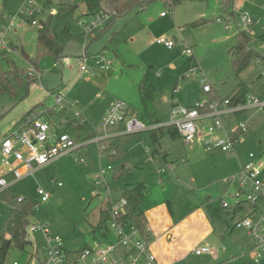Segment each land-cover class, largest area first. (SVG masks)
<instances>
[{
	"label": "rangeland",
	"instance_id": "1",
	"mask_svg": "<svg viewBox=\"0 0 264 264\" xmlns=\"http://www.w3.org/2000/svg\"><path fill=\"white\" fill-rule=\"evenodd\" d=\"M47 1L0 0V35L8 24L7 19L13 17V27L5 38L17 50L12 53L3 49L1 54L27 72L33 66L25 56L31 59L35 56L38 29L31 21L44 20L46 13L42 11L47 6L82 0H49L50 4L45 6ZM166 1L170 0H150L144 7L136 6L126 14L113 19L109 17L107 21L112 20L110 26L96 39L94 35H84L77 25L79 18L92 15H81V8L76 9L73 18L82 34L64 40V56L54 59L46 55L41 59L39 69L35 70L38 76L29 85L28 94L22 101L7 94L0 95V136L13 128H10L11 120L19 117L21 108H24L23 113L38 103L50 107L53 104L51 93L55 90L72 97L78 95L81 88H87L89 82L80 72L78 58L86 51L87 67L94 70L93 57L98 54L94 53L103 46L102 51L112 61L108 94L126 100L132 115L139 113L141 108L138 85L142 80L155 87L157 95L152 106L162 122L170 121L172 104L189 106L198 100L209 99L202 91L201 80L216 89L221 98L231 94L240 81L248 87L249 93L260 95L264 92V75L261 76L264 72V0H176L174 5ZM38 8L41 11L36 13ZM161 11L167 14L166 17H160ZM243 14L252 21L246 28L239 24ZM198 19L199 24L190 25ZM238 30L248 33L247 47L257 50L262 57L251 61L236 78L228 49L235 44ZM160 37H174L178 42L168 50L156 42ZM185 45L191 49L192 61L185 52ZM84 92L94 101L101 96L94 89ZM33 99L37 102L29 106ZM259 110L254 123L250 122L243 133V141L235 146L233 156L225 155L228 152L206 150L203 138L186 144L180 136L171 137L165 131L155 142L148 132L130 133L112 139L117 146V149H109L117 152L112 157L102 152L99 159L95 146L90 145L87 148L90 155L85 160L76 161L78 152L69 153L54 160L47 169L15 183L10 192L32 199L30 224H46L49 235L63 239L67 250L94 245L96 238L101 236V228L96 227L100 211L108 207L110 201L119 199L122 191L138 183L146 187L140 208L147 214V225L154 220L155 228L163 236L169 234L170 241H196L190 247L202 242L210 249L220 251L224 248L241 250L244 244H252L245 232L234 228L233 224L247 214L249 206L245 205L242 213L233 215L231 194L237 188V182L228 184L227 179L234 177L248 162V153H252L257 165L263 166L264 173V106ZM26 112L20 115L17 123L26 117ZM43 118L51 125L55 122L54 127L59 131L68 127L67 121L59 115H44ZM242 118L235 114L220 116L227 132L238 121H244ZM95 121V131L100 134L104 129L114 131L116 126H121L103 129L100 121ZM209 122L207 120L205 124ZM109 142L110 139L104 144L109 145ZM107 166L112 170L123 166L128 172L117 179L112 170L101 176L100 170ZM161 168L165 169L163 173L158 172ZM38 188L49 195L47 201H40ZM222 199L229 204L228 208L222 207ZM9 207L0 203V222ZM171 227L172 232L169 231ZM27 233L30 242L23 249L10 248L4 264H41L46 259L43 233ZM204 256L203 253L193 260ZM124 259V263L130 264V258ZM261 263L264 264V257Z\"/></svg>",
	"mask_w": 264,
	"mask_h": 264
},
{
	"label": "built area",
	"instance_id": "2",
	"mask_svg": "<svg viewBox=\"0 0 264 264\" xmlns=\"http://www.w3.org/2000/svg\"><path fill=\"white\" fill-rule=\"evenodd\" d=\"M41 10H35L39 13ZM46 15H55V8L44 9ZM166 14V13H165ZM161 12V16L165 15ZM89 18H79L77 25L82 28L84 35H94L102 29L107 19V14L97 13ZM14 18L8 19V24L2 30L0 35V53L3 49L16 53V48L8 43L5 38L7 31L13 27ZM251 19L243 14L239 17V24L246 28ZM32 25L40 26L38 21L32 20ZM158 44H162L167 49H172L177 43L172 38L160 37L156 39ZM185 52L193 58L191 49L185 45ZM80 63V72L92 76L95 71L108 72L111 69L112 61L104 53H99L94 57V70L87 67L86 52L78 58ZM195 71H201L195 68ZM28 73L37 74L35 69L28 70ZM264 74V72L262 73ZM38 75H36L37 77ZM202 91L211 92V85L201 80ZM53 104L47 109L57 112L62 109L63 101L66 97L64 92L51 93ZM264 106V93L254 95L249 93L243 103L231 105L226 98H212L211 100H198L189 106H180L172 104L169 111V122H162L157 125H147L135 116L128 113V104L123 99L114 100L101 118L103 128L124 125L126 133L146 132L149 129L160 125H172L178 136L184 143L191 144L194 140L202 139L206 150H219L221 152L231 153L236 145L243 141V133L247 129L244 121H238L230 131H226L220 119L222 114H235L248 107L261 108ZM42 110L32 112L22 121H19L13 128L0 137V203H6L2 199V194L9 191L11 185L16 182L32 176L33 173L43 170L49 164L59 157L76 152L80 147L88 148L95 146V151L99 159L101 153L105 151L106 145L103 143L105 137L95 135L87 140L76 141L67 132L57 130L54 125L43 118ZM73 118L78 124L86 123V119L78 111L73 112ZM210 120L208 124H205ZM205 126V129H204ZM235 133H238L234 136ZM248 162L239 168L238 173L228 178V184L237 182V188L231 194L234 200L233 212L242 213L244 206L248 205L249 210L246 215L237 219L233 227L242 229L247 238L252 242V260L254 263H261L264 257V173L263 166H259L254 161L252 153H248ZM77 160H85L83 156H78ZM110 166L100 170V175H104ZM164 168L158 170L163 173ZM8 177L11 180H8ZM40 201H47L49 195L41 188L37 189ZM229 194V193H228ZM23 197L17 196V201ZM222 207L228 208L229 204L221 200ZM126 200L120 197L117 200L110 201L106 209L108 220L106 227L115 238L114 243L106 245L94 244L84 247L79 253L73 255L68 253L65 248V242L59 236L49 235L46 224L35 223L28 226L27 232L40 231L45 236V246L47 257L41 264H121L118 257L115 256V246H130L137 252V257L130 260V264H158L153 252L150 250V229L144 226L142 234L136 227H127L119 216L124 212ZM192 252L196 255L203 253L212 254V249L207 245L193 248ZM139 257L143 258L142 260Z\"/></svg>",
	"mask_w": 264,
	"mask_h": 264
},
{
	"label": "trees",
	"instance_id": "3",
	"mask_svg": "<svg viewBox=\"0 0 264 264\" xmlns=\"http://www.w3.org/2000/svg\"><path fill=\"white\" fill-rule=\"evenodd\" d=\"M150 0H82L79 3L65 4L58 3L55 7V15H46L44 20H40V26L36 32V48L35 56L33 59L25 58L30 62L35 70H38V64L41 59L46 55H51L54 59H60L63 54V42L65 39L73 37L75 35H81L75 26V20L73 18L75 10L81 8V15H95L97 13L107 14L112 19L116 16H120L128 13L134 7H144ZM176 0L166 1L169 5H174ZM50 1L46 2L49 5ZM52 8L47 6L46 9ZM163 12V11H162ZM164 13V12H163ZM165 14V13H164ZM109 21L98 33L94 35L99 36L106 28L111 24ZM200 23V20L193 21L190 25L195 26ZM249 35L244 30H238L236 33V42L232 48L228 49L230 56L231 68L238 78L240 72H242L247 65L253 60H259L262 55L255 49L248 48ZM0 95L7 94L12 97L18 98L22 101L28 94L29 85L37 78L35 74H29L26 70L18 67L15 62L10 60L5 54L0 53ZM139 99H140V111L137 114V118L143 121L147 125L161 124L162 121L157 118V115L153 109L152 102L156 97V90L153 84L147 80H142L138 85ZM209 100L212 98H221L216 94V89L211 86V92L207 93ZM249 94L248 87L243 82H238L231 94L224 97L228 99L231 105H237L243 103ZM223 98V97H222ZM45 105L38 103L26 112V116L32 112L42 110L43 115H57V112L52 109L44 110ZM41 108V109H40ZM240 112H236L235 115L239 116ZM64 132H67L70 137L76 141L87 140L94 137L97 133L93 131L92 127L86 122L84 124H69ZM167 132L171 137H175L177 134L176 129L172 125H160L158 127L147 130L150 138L153 141H157L158 138ZM238 133H235L236 136ZM111 148L117 149V146L113 141L106 145L105 155L112 157L114 154H110ZM78 156H83L85 159L90 155V151L87 148L80 147L78 150ZM76 151V152H77ZM117 151V150H116ZM113 177L120 178L128 169L121 166L116 167L113 170ZM145 185L138 183L134 187L125 189L121 192V197L126 200L124 212L119 216L120 220L125 223L127 227H136L142 234L146 216L144 211L140 208V203L144 196ZM18 195H12V203L9 204V212L5 216L4 220L0 222V264H4L5 257L10 248L15 247L23 249L26 244L30 242L27 237V229L30 225L29 216L34 202L31 198L23 197L21 201H17ZM100 222L98 227L104 228V235L108 233L106 223L108 215L106 211L101 212ZM83 246L76 250H68V253L73 255L79 253Z\"/></svg>",
	"mask_w": 264,
	"mask_h": 264
},
{
	"label": "crops",
	"instance_id": "4",
	"mask_svg": "<svg viewBox=\"0 0 264 264\" xmlns=\"http://www.w3.org/2000/svg\"><path fill=\"white\" fill-rule=\"evenodd\" d=\"M51 7L53 8V6H51ZM81 12H82V10H81ZM161 12L159 14H161ZM166 15L167 14H165L164 16L160 15V17L164 18V17H166ZM4 19H7V18H4ZM109 21H111V20H109ZM109 21L105 22L103 27ZM7 23L8 22H6V24ZM93 37H94V39L97 38L96 35H94ZM176 42H178V41H176ZM88 49L91 50L90 47ZM103 49H105L104 46H103ZM103 49H100L99 51H97L94 54H97V53L99 54V52L105 54V52L102 51ZM168 50H171V49H168ZM27 57H29V56H27ZM191 59H192V57H190L189 61H192ZM93 60H94V57H93ZM109 72L110 71H108V72L95 71L92 76L82 74L83 77H85L87 79V81L89 82V84H88L89 86L87 88L84 87V89L81 88L78 95H72V97H71V96H68V94H67V96L65 97V99L63 101L62 109L57 111V115H59L61 118L65 119L68 123L67 125H69L71 123H73V124L77 123V121L73 118V112L78 111L86 119V122L92 127L93 131H95V125H93L96 122L95 119H98L99 121H101V118L103 117V115L105 114L106 110L111 105V103L116 99H121V98H112L108 94L107 84H108V81H110V78L108 76ZM263 75L264 74H262L261 76H263ZM92 89H94L96 92H99L101 94V96L98 97L99 98L98 101H94L92 98H90L84 92V91H91L92 92ZM55 92H64V91L55 90ZM262 93H264V92H262ZM262 93H260V94H262ZM216 94L220 97L217 90H216ZM251 94H255V93L251 92ZM34 102H37V99H33L30 102L29 106H31V104H33ZM24 107H26V106H24ZM41 108H43L44 110L46 109V107L45 108L41 107ZM22 110H24V108H21L18 111V113L20 112V115H23L27 111L26 110L22 113ZM258 111H260V110H259V108H256V107H248V108L240 111L239 115L241 118L244 117V119L243 118L242 119L246 122L247 129L249 128L248 124L250 122L254 123L255 117L258 115ZM128 113H129V115L135 116V117H137V114H138V113L136 115L130 114L129 104H128ZM20 115H19V117H20ZM226 115L232 116L233 114H230V113L223 114V116H226ZM19 117L16 116V118L11 120L10 128L13 127L17 123V120ZM230 122H232V119L230 120ZM100 125H101V123H100ZM118 125H121L122 128H121V126H116L118 128H116L114 131H107V132L103 128L104 129L103 134H100L96 131H95V133H97V135H99V136L105 137V140L103 141V143H105V141L108 139H110L112 141V139L116 136L124 135V134H130V133L125 132L123 124H118ZM10 130L7 129L5 133L9 132ZM213 151H219V150H213ZM114 153H115L114 151H110V154H114ZM234 153H235V149L233 152H231L229 154L226 153L225 155H227V156L232 155L233 156ZM66 155H68V154H66ZM63 156H65V155H63ZM63 156H61V157H63ZM61 157H59V158H61ZM51 164H49L43 170L47 169ZM43 170H40V171H43ZM111 170H112V168H111ZM159 173H161V172H159ZM11 186H10V188H11ZM10 188H9V192H10ZM127 189H129V188H127ZM5 204H7V203H5ZM106 209H107V207L105 209L101 210L100 214H101V212L106 211ZM144 213L146 216L145 226L150 229V250L155 255L158 264H256L252 260V253H251L252 245L248 246L245 244L242 247L243 250L242 249L241 250H237V249H234V250L230 249L229 250L227 248L226 249L224 248V250L220 251L218 249H215V250L212 249V251H213L212 254L204 253V255H206V256L202 257L201 259L197 258L196 260H193V257H198L201 255V254L200 255L194 254L192 252L193 248H195L199 245L200 246L207 245V243L198 242L199 244L197 246H191L190 247V244L195 245L196 241L195 242H188V241L187 242H185V241L175 242L172 240L170 241L168 239L169 234H166V236H163V234L160 232V230L155 228L154 220L153 221L151 220L150 225H147L148 224V217H147L146 212H144ZM100 214H99V219L96 223V227H98V224L100 222V217H101ZM237 214H240V213L237 212ZM237 214L234 213L233 215L236 216ZM151 224L154 228L151 226ZM98 228H100V227H98ZM169 231L172 232V231H174V229L171 227V228H169ZM103 233H104V228L101 227V232H100L101 236L99 238H96L95 244L106 245L108 243H114L115 242V238L111 232L108 231V233L106 235H104ZM27 237H29L28 233H27ZM250 244H252V242ZM85 246H92V245L86 244ZM114 254L116 257L119 258L121 264H126V263H124L125 257H127L128 260H129V258L131 260L132 258L137 257V253L135 254L134 250L130 246L123 247L120 245H116ZM140 259L142 260L143 258H140ZM258 264H263V263H258Z\"/></svg>",
	"mask_w": 264,
	"mask_h": 264
},
{
	"label": "water",
	"instance_id": "5",
	"mask_svg": "<svg viewBox=\"0 0 264 264\" xmlns=\"http://www.w3.org/2000/svg\"><path fill=\"white\" fill-rule=\"evenodd\" d=\"M174 41H177L174 37L172 38ZM26 57H27V55H26ZM2 199L7 203V204H11L12 203V194L9 192V191H7V192H4L3 194H2Z\"/></svg>",
	"mask_w": 264,
	"mask_h": 264
}]
</instances>
